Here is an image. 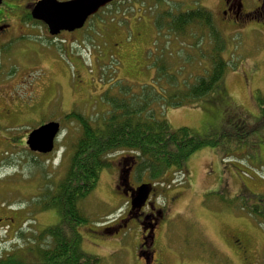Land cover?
Returning <instances> with one entry per match:
<instances>
[{
  "label": "rangeland",
  "instance_id": "obj_1",
  "mask_svg": "<svg viewBox=\"0 0 264 264\" xmlns=\"http://www.w3.org/2000/svg\"><path fill=\"white\" fill-rule=\"evenodd\" d=\"M30 1L10 2L14 23H7L18 29L20 38L9 48L30 50L39 73L35 76L32 67L28 104L22 116L6 122L10 125L6 133L22 134L25 143L30 130L48 122L59 123L61 131L53 151L40 160L51 179L52 168L57 166L58 182L67 171L72 154L69 146L77 133L75 123L69 125L64 116L75 111L91 121L100 117L107 110L100 98L105 90L118 81L131 88L150 85L162 57L170 68L183 66L185 77L200 74L204 64H183L192 53L189 41L168 35L162 27L156 29L155 22L163 20V10L184 12L203 7L210 11L225 40L222 57L227 68L220 87L192 107H167L163 115L172 129L187 127L199 136L234 132L235 127L243 133L237 134L241 139L195 152L185 163L184 173L174 174L167 186L152 187V203L169 217L160 240L162 264H264V198L257 202L252 197H264V125L256 119V100L264 98V20L232 23L222 15L220 0H121L104 8L82 29L51 37L45 25L15 22L16 14H22L23 7L27 10ZM256 6L258 2L246 1L241 9L248 12ZM10 86L11 82L0 83L1 92ZM37 88L38 92L33 91ZM18 153L29 161L36 159L23 149ZM126 154L107 157L110 167L100 172L93 191L78 203L87 221L76 228L80 250L97 258L98 264L142 262L135 255L140 238L136 221L116 235L115 231H101L116 223L123 212L126 215L129 199L116 187L118 162ZM7 155H0V163ZM141 179L146 180L145 176ZM155 245L160 250L159 243Z\"/></svg>",
  "mask_w": 264,
  "mask_h": 264
},
{
  "label": "trees",
  "instance_id": "obj_2",
  "mask_svg": "<svg viewBox=\"0 0 264 264\" xmlns=\"http://www.w3.org/2000/svg\"><path fill=\"white\" fill-rule=\"evenodd\" d=\"M160 15L163 20L155 22L156 29L162 27L168 35L189 41L187 47L192 53H186L183 64L199 63L207 68L203 67L200 74L191 73L185 77L183 66L170 68L162 57L150 85H141L138 89L123 86L118 81L105 90L100 98L107 110L100 117H93L91 121L75 111L64 116L69 125L75 123L77 133L69 146L72 154L65 175L59 182L58 174L46 180L43 191L45 208L56 211L59 216L58 225L44 233L45 264H98L97 258L80 250L76 228L87 221L78 203L93 191L100 172L110 167L108 156L116 152L132 156L135 159L132 178L138 184L157 182L167 186L166 182L170 183L174 174L185 172L184 165L195 152L206 147H220L234 138L241 139L243 130L239 127H235L236 132L226 130L214 136H199L187 127H170L163 115L167 107H192L194 102L220 87L227 68L222 57L225 40L212 14L203 7L184 12L163 10ZM24 19L26 23H37L29 14ZM180 74L185 78L179 77ZM256 103L259 109L256 119L264 125V98H258ZM142 176L146 180H142ZM253 198L259 202L264 197ZM69 233L71 236H67Z\"/></svg>",
  "mask_w": 264,
  "mask_h": 264
},
{
  "label": "flooded vegetation",
  "instance_id": "obj_3",
  "mask_svg": "<svg viewBox=\"0 0 264 264\" xmlns=\"http://www.w3.org/2000/svg\"><path fill=\"white\" fill-rule=\"evenodd\" d=\"M11 1L14 0H2L0 3V83L7 85L11 82L9 88L6 87L3 92L0 90V103L2 104L0 105V137L5 140L4 142L0 140V155L8 154L0 163V264H45L44 233L49 228L58 225L57 212L45 208L43 191L46 188V180L51 178L48 177L46 166L40 160L46 155L31 152L26 143H23L22 134L6 133L7 130L10 131V125L6 122L22 116L23 109L28 104V97L32 91L29 89L32 67H34L35 76L39 70L37 60L34 59V54L30 50L9 48L20 38L16 33L18 29L7 23H14L10 17L14 10L10 4ZM36 1L28 2L27 10L23 7L22 11L24 12L16 14L15 22L22 25L24 17L30 14ZM119 1L121 0L112 1L109 6ZM246 1L258 2V6L248 12H243L241 8H243V2L245 5ZM246 1L220 0L222 15L229 18L232 23L252 19L264 20V0ZM14 81L16 82L13 86ZM36 86L38 87V84L34 83L33 87ZM38 90L39 88L33 91L38 92ZM21 111L22 114H20ZM32 130L28 133L30 134ZM14 148H17L18 151L11 152L10 149ZM20 149L27 153L30 152L31 156H36L40 162L38 163L36 159L29 161L28 158L21 157L18 153ZM120 161L118 162V164L121 163V166L119 165L120 176L116 187L121 190L124 188L123 190L127 192L136 187L132 178L135 160L128 155L122 157ZM52 169L54 175H57L58 168ZM127 195L130 196L129 193ZM152 195L151 191L147 202L139 211L129 213L128 210L126 215L120 217L116 223L101 230L104 233L111 231L119 233L122 229H129L127 227L131 221H136L139 229L135 228L137 226L134 228L138 231L137 235L140 238L136 242L135 255L136 259L141 258L142 260V262L139 261V264H153L156 255L154 264H162L160 240L166 233L165 227L167 228L169 217L165 215L164 211L162 212L161 208L155 206V203H152V198L150 199ZM52 223L53 226L48 227ZM155 243H159L160 250L156 248Z\"/></svg>",
  "mask_w": 264,
  "mask_h": 264
},
{
  "label": "water",
  "instance_id": "obj_4",
  "mask_svg": "<svg viewBox=\"0 0 264 264\" xmlns=\"http://www.w3.org/2000/svg\"><path fill=\"white\" fill-rule=\"evenodd\" d=\"M111 1L68 0L59 2L57 0H38L31 9L30 15L32 19L44 23L51 36H56L61 32L70 33L81 29L89 16L94 15ZM58 131V123H46L29 134L26 144L31 151L49 153ZM150 190L151 187L148 184H142L135 190H130L131 211L140 210L148 199Z\"/></svg>",
  "mask_w": 264,
  "mask_h": 264
},
{
  "label": "bare ground",
  "instance_id": "obj_5",
  "mask_svg": "<svg viewBox=\"0 0 264 264\" xmlns=\"http://www.w3.org/2000/svg\"><path fill=\"white\" fill-rule=\"evenodd\" d=\"M131 155H132V153H131ZM150 183V182H149ZM128 202H129V200H128ZM129 206V205H128Z\"/></svg>",
  "mask_w": 264,
  "mask_h": 264
}]
</instances>
